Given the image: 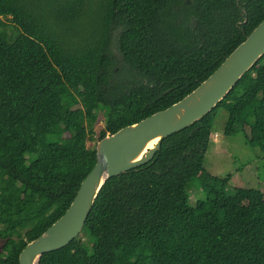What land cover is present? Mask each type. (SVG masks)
Here are the masks:
<instances>
[{
    "label": "trees",
    "instance_id": "16d2710c",
    "mask_svg": "<svg viewBox=\"0 0 264 264\" xmlns=\"http://www.w3.org/2000/svg\"><path fill=\"white\" fill-rule=\"evenodd\" d=\"M0 264L68 208L114 133L196 88L264 19V0H0ZM7 23H6V22ZM114 50V51H113ZM264 157V54L224 99L108 178L80 234L39 264H264V192L217 178L189 203L218 110Z\"/></svg>",
    "mask_w": 264,
    "mask_h": 264
},
{
    "label": "water",
    "instance_id": "95a60500",
    "mask_svg": "<svg viewBox=\"0 0 264 264\" xmlns=\"http://www.w3.org/2000/svg\"><path fill=\"white\" fill-rule=\"evenodd\" d=\"M263 54L264 19L183 98L100 137L95 144L96 162L81 181L68 208L40 235L26 243L18 256L19 264H39L44 253L57 250L77 237L108 178L151 160L164 138L210 112ZM153 140V146L148 147Z\"/></svg>",
    "mask_w": 264,
    "mask_h": 264
},
{
    "label": "rangeland",
    "instance_id": "374dc122",
    "mask_svg": "<svg viewBox=\"0 0 264 264\" xmlns=\"http://www.w3.org/2000/svg\"><path fill=\"white\" fill-rule=\"evenodd\" d=\"M2 20L4 21L0 18L1 22ZM225 118L226 112L218 110L205 154L204 170L198 174L189 191V203L192 205L206 199L209 188L218 187L217 178L226 175H230L226 184L228 192L238 186L264 192V157L257 147L249 145V127H237L233 133L226 135L223 131ZM102 127V116L98 115L95 119V135L93 139L87 140V146L95 145L105 134ZM0 250H5L3 240H0Z\"/></svg>",
    "mask_w": 264,
    "mask_h": 264
},
{
    "label": "bare ground",
    "instance_id": "6f19581e",
    "mask_svg": "<svg viewBox=\"0 0 264 264\" xmlns=\"http://www.w3.org/2000/svg\"><path fill=\"white\" fill-rule=\"evenodd\" d=\"M154 142H155L154 140H153V141H151V142L149 143L148 147H151V146H153Z\"/></svg>",
    "mask_w": 264,
    "mask_h": 264
}]
</instances>
